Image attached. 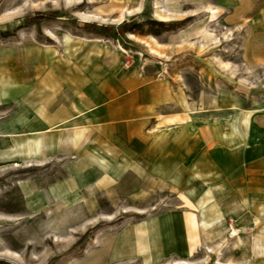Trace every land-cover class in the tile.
Masks as SVG:
<instances>
[{"label": "rangeland", "instance_id": "rangeland-1", "mask_svg": "<svg viewBox=\"0 0 264 264\" xmlns=\"http://www.w3.org/2000/svg\"><path fill=\"white\" fill-rule=\"evenodd\" d=\"M262 2L243 17L230 16L218 0H0V57L27 58L29 82L38 68L52 73L58 62L65 71L57 75L76 92L90 82L110 89L118 81L155 82L156 117L178 114L160 123L186 119L191 132L230 137L238 155L230 164L208 150L200 160L174 161L179 192L154 175L116 176L114 161L86 159L83 146H62L59 159L0 162V264H94L86 256L102 233L213 196L221 201L220 221L186 258L161 264H264V64L251 48L253 33L264 28V18L252 17ZM37 12L54 19L23 22ZM147 19L178 24L159 36L103 37L86 28ZM73 94L65 91L61 101ZM36 103L32 90L11 95L0 117ZM102 171L111 173L103 185ZM197 187L196 201L180 191Z\"/></svg>", "mask_w": 264, "mask_h": 264}, {"label": "crops", "instance_id": "crops-1", "mask_svg": "<svg viewBox=\"0 0 264 264\" xmlns=\"http://www.w3.org/2000/svg\"><path fill=\"white\" fill-rule=\"evenodd\" d=\"M218 1L220 8L229 9L230 16L247 17L259 0ZM252 17L264 18V0ZM253 34L257 35L251 44L254 57L264 64V28ZM23 65H30L27 58L0 57V108L1 101L11 95L28 96L32 90L37 98L34 106L24 110L26 115L0 117V162L9 159L12 162L13 157L21 161L59 159L62 146H83L86 159L114 161L116 176L154 175L178 191L172 182L178 176L174 161L200 160L206 156L205 150L215 161L228 158L229 164L238 156L235 141L232 145L230 137L227 141L214 133L206 137L200 127L191 132L189 124L184 125L188 123L186 119L160 123L178 114L156 117L159 92L154 93L155 82L136 86L133 81L128 84L118 81L112 89L102 81L99 86L90 82L76 92L70 80L62 83L57 75L65 71L59 62L52 73L45 74V68H38L39 76L33 82L22 74ZM65 91H74L75 100L61 101ZM210 142L216 146L212 152ZM243 151L245 155L246 147ZM152 170L157 172L152 174ZM99 174L102 185L111 177L110 171ZM180 191L195 200L193 193L199 189ZM212 198L209 201L196 198V208L181 204L137 221L123 222L102 233L86 257L91 256L94 264H161L171 258H186L208 228L222 218L221 201Z\"/></svg>", "mask_w": 264, "mask_h": 264}, {"label": "trees", "instance_id": "trees-1", "mask_svg": "<svg viewBox=\"0 0 264 264\" xmlns=\"http://www.w3.org/2000/svg\"><path fill=\"white\" fill-rule=\"evenodd\" d=\"M54 17L49 14L34 13L31 16H26L23 19L25 24L36 23L42 20H52ZM178 23H169L165 21H157L153 19H147L142 22H121L115 26L113 24L109 26H96L94 23H88L86 28L100 36H115L117 34L125 35L139 34V35H153L159 36L160 34L172 30ZM144 27H147L144 29Z\"/></svg>", "mask_w": 264, "mask_h": 264}, {"label": "bare ground", "instance_id": "bare-ground-1", "mask_svg": "<svg viewBox=\"0 0 264 264\" xmlns=\"http://www.w3.org/2000/svg\"><path fill=\"white\" fill-rule=\"evenodd\" d=\"M13 257H15L16 259H18V254L17 253H13ZM176 262V261H175ZM182 264H186V261H180Z\"/></svg>", "mask_w": 264, "mask_h": 264}]
</instances>
